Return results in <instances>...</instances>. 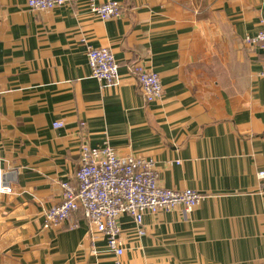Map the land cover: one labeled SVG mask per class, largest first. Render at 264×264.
<instances>
[{"label": "crops", "instance_id": "0c3cea01", "mask_svg": "<svg viewBox=\"0 0 264 264\" xmlns=\"http://www.w3.org/2000/svg\"><path fill=\"white\" fill-rule=\"evenodd\" d=\"M88 1L0 0V159L13 189L0 194V264H113L80 211L44 228L83 144L153 160L162 187L201 194L191 211L145 214L141 238L119 218L121 264H264V53L246 42L264 29V0H115L107 21ZM88 47L110 50L118 85L91 76ZM131 64L158 74L159 100L144 101Z\"/></svg>", "mask_w": 264, "mask_h": 264}, {"label": "built area", "instance_id": "2783aa9c", "mask_svg": "<svg viewBox=\"0 0 264 264\" xmlns=\"http://www.w3.org/2000/svg\"><path fill=\"white\" fill-rule=\"evenodd\" d=\"M31 11H45L60 7L66 0H26ZM88 10L102 21L117 18L121 6L115 0L97 5L89 0ZM246 42L257 45L264 53V29ZM87 63L91 76L102 84L116 86L120 80L118 64L107 48L88 47ZM138 85L139 94L146 103L159 100L162 85L158 74L136 64L127 67ZM261 74L264 76V61ZM56 121L52 128H61ZM80 166L74 174L75 183L60 184L62 195L59 204L44 212V228L57 226L68 220L75 212L81 211L94 234L105 237L106 249L113 255V264H121L125 248L118 220L122 216L131 218L134 235H145L143 218L145 214L156 215L182 206L185 211L193 210L201 199L195 190H170L158 182L155 162L135 156H120L108 145L92 148L83 144L79 148ZM0 159V194L11 195L13 189L4 179ZM264 178V171L257 174Z\"/></svg>", "mask_w": 264, "mask_h": 264}, {"label": "trees", "instance_id": "16d2710c", "mask_svg": "<svg viewBox=\"0 0 264 264\" xmlns=\"http://www.w3.org/2000/svg\"><path fill=\"white\" fill-rule=\"evenodd\" d=\"M81 212V211H80Z\"/></svg>", "mask_w": 264, "mask_h": 264}]
</instances>
